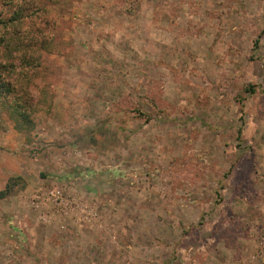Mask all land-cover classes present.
Here are the masks:
<instances>
[{
	"label": "rangeland",
	"instance_id": "obj_1",
	"mask_svg": "<svg viewBox=\"0 0 264 264\" xmlns=\"http://www.w3.org/2000/svg\"><path fill=\"white\" fill-rule=\"evenodd\" d=\"M28 60L52 105L4 115L0 264H264V0H0V63ZM52 185L99 220L33 208Z\"/></svg>",
	"mask_w": 264,
	"mask_h": 264
},
{
	"label": "trees",
	"instance_id": "obj_2",
	"mask_svg": "<svg viewBox=\"0 0 264 264\" xmlns=\"http://www.w3.org/2000/svg\"><path fill=\"white\" fill-rule=\"evenodd\" d=\"M21 8L18 9V12L16 11L17 18L15 20L17 21L20 20L21 11L24 9L23 7ZM34 34L29 45L33 46L34 51H38L46 43L43 39L44 36L47 35L49 37V33H45V35L40 37L38 30H36ZM23 47V41L20 39L19 42L15 43L13 50L22 51V55L27 52ZM22 59L21 57L20 60ZM29 62V60L25 61L24 65L21 63L18 65L10 63L8 66L0 63V130L5 129L6 118L4 115L14 123L15 129L21 132L33 129L42 119V115L51 110L52 100L50 98L52 94L48 90V85L42 79L44 71L40 69L36 75L35 70H38L39 66L38 60H35L33 65H30ZM3 72L8 74L3 75ZM35 77L38 78L39 83H36ZM17 180H21L20 175H12L7 179L3 189L0 190V199L12 194Z\"/></svg>",
	"mask_w": 264,
	"mask_h": 264
},
{
	"label": "built area",
	"instance_id": "obj_3",
	"mask_svg": "<svg viewBox=\"0 0 264 264\" xmlns=\"http://www.w3.org/2000/svg\"><path fill=\"white\" fill-rule=\"evenodd\" d=\"M40 197H43L46 202L51 203L55 211L59 212L61 215L72 213L77 220L87 223L99 220V214L96 210L87 207L85 204L74 201V198L70 199L69 195H67L59 185L47 187L42 195L33 194L30 201L33 208L37 209L40 207ZM42 218L46 220L47 215H43Z\"/></svg>",
	"mask_w": 264,
	"mask_h": 264
},
{
	"label": "crops",
	"instance_id": "obj_4",
	"mask_svg": "<svg viewBox=\"0 0 264 264\" xmlns=\"http://www.w3.org/2000/svg\"><path fill=\"white\" fill-rule=\"evenodd\" d=\"M18 156V155H17ZM16 155H0V190L3 189L7 179L14 174H22L25 172V165ZM238 264V263H232Z\"/></svg>",
	"mask_w": 264,
	"mask_h": 264
}]
</instances>
